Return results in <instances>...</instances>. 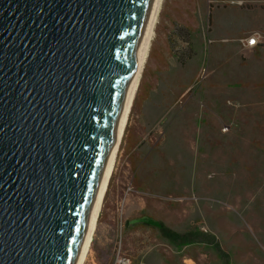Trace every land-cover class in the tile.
I'll return each instance as SVG.
<instances>
[{
	"label": "water",
	"instance_id": "1",
	"mask_svg": "<svg viewBox=\"0 0 264 264\" xmlns=\"http://www.w3.org/2000/svg\"><path fill=\"white\" fill-rule=\"evenodd\" d=\"M154 0H0V264H78Z\"/></svg>",
	"mask_w": 264,
	"mask_h": 264
},
{
	"label": "rangeland",
	"instance_id": "2",
	"mask_svg": "<svg viewBox=\"0 0 264 264\" xmlns=\"http://www.w3.org/2000/svg\"><path fill=\"white\" fill-rule=\"evenodd\" d=\"M194 1L161 0L115 168L83 264L114 262L115 210L127 186L137 192L128 196L122 216V253L131 258V264H264V98L250 103L240 97L245 90L237 89V83L223 84L222 75L242 76L244 69L214 59L219 47L244 49L237 43L239 38H233L250 18L246 10H264V0L210 2L213 19L222 8L233 16L227 19V40H213L210 22L201 12L199 30L190 44L199 57L188 58L190 52H185L190 45L181 40L175 41L170 55L169 20L177 9L192 8ZM173 31L179 34L182 29ZM253 32L260 33L250 31L244 36ZM159 70L164 72L158 75ZM200 74L203 78L198 82ZM184 88L192 94L178 102L176 96H164ZM216 88L228 92L232 120L225 125L210 119L211 106L220 99L211 93L210 89ZM185 105L199 108L198 116L208 119L206 125L205 121L171 124L170 118ZM136 167L142 189L134 183ZM158 224L178 236L197 229L211 236L224 255L201 242L173 245L159 233Z\"/></svg>",
	"mask_w": 264,
	"mask_h": 264
},
{
	"label": "crops",
	"instance_id": "3",
	"mask_svg": "<svg viewBox=\"0 0 264 264\" xmlns=\"http://www.w3.org/2000/svg\"><path fill=\"white\" fill-rule=\"evenodd\" d=\"M223 2L225 0H195L194 5L192 8L186 9H177L174 14L170 18V32H168V49L167 52L172 55L174 53L175 41L181 40L184 41L186 46L190 45L193 39V36L196 35L198 32L199 25L201 23L200 14L203 12L207 19V23L210 22L211 31H209L210 35H214V39L216 41L222 42L227 40L226 38V29H227V19L233 16L225 11V8L219 10V13L215 15L216 19L210 17V13L213 11V7H209L210 2ZM263 1V0H261ZM246 16H249V20L245 22L244 27L242 28L241 32L236 34L233 38H241L246 33H250V31H260L262 35V40L254 47V48H247V49H240L238 51L225 49L219 47L215 51V62L218 61V64H223L224 66L229 65L230 63L234 64V66L238 65L241 66L242 69V76H236L233 74L230 77V74L222 75L224 78L225 85L229 84L228 82L233 81V84L237 83V89L245 90V92H240V97H246L248 102H255L254 99H257L259 102L264 98V10L259 9H248L246 10ZM172 25V26H171ZM173 28H180L182 29V33H177L173 31ZM183 31H185L183 33ZM219 33V35L217 34ZM218 35V36H216ZM246 36V35H245ZM204 44V40L201 41ZM171 45V47H170ZM192 45L188 48V58L191 57H199L198 54L194 55V51L191 50ZM160 68V67H159ZM163 70H159L157 73L162 74ZM166 73V72H165ZM229 86V85H228ZM225 88H229V87ZM221 90V88L210 89L211 93H214L216 97L220 99L219 104L216 103L215 106H211L212 117L210 118L212 121L224 122L225 125L228 121L232 120L231 115V108L228 107L229 99L227 98L228 94L227 90ZM163 92H161L162 94ZM167 93L164 96L166 97H173L176 96V102H178L181 98L188 96L189 92L186 88L182 89V92L178 94ZM192 94V92H190ZM189 94V95H190ZM234 96H237L234 94ZM232 98V97H230ZM191 101L196 102L193 98H189ZM189 99L186 100L189 101ZM175 101V100H174ZM173 101V102H174ZM180 108V107H179ZM217 109V110H215ZM179 111L170 118V123H176V126L179 124H184L188 122L194 123H207L208 119L206 117L202 118L198 113H200L199 108L195 105L190 106H183L182 108L178 109ZM167 118V115L163 116L161 120ZM206 125V124H205ZM264 132V129L261 130ZM225 133V132H223ZM146 158V157H145ZM144 158V159H145ZM134 183L137 188L142 189L139 182V174L137 173V167L134 169Z\"/></svg>",
	"mask_w": 264,
	"mask_h": 264
},
{
	"label": "bare ground",
	"instance_id": "4",
	"mask_svg": "<svg viewBox=\"0 0 264 264\" xmlns=\"http://www.w3.org/2000/svg\"><path fill=\"white\" fill-rule=\"evenodd\" d=\"M160 5H161V0H154L151 13L149 16L148 24L146 27L145 35L142 41L139 57L136 63L135 71L130 81V90L127 94L126 105L123 110V117H122L121 122L118 125V131L115 137V146H114L113 154L107 166V172H106L104 184L98 191V200L93 206V209H94L93 219L90 224L89 231L87 232L84 238L78 264H83L89 255V251H90L92 240H93V235L96 230V224L98 221L99 211L102 205V200H103L104 195L107 192L109 180L115 168V161L117 159V153L119 151L120 141H121V138L124 132V128L127 125L129 113H130L131 107L134 102V97H135L136 90L139 84V78H140V74L142 71V67L145 62V59H146V56L149 50V46L151 44V40L154 34V28H155L156 19H157L159 10H160Z\"/></svg>",
	"mask_w": 264,
	"mask_h": 264
},
{
	"label": "built area",
	"instance_id": "5",
	"mask_svg": "<svg viewBox=\"0 0 264 264\" xmlns=\"http://www.w3.org/2000/svg\"><path fill=\"white\" fill-rule=\"evenodd\" d=\"M262 40V35L259 32H253L247 36L241 37L237 40V43L240 47L254 48L260 41ZM203 78V75H199L196 81L199 82ZM199 79V80H198ZM137 192L134 190L132 186H127L123 196L120 207L115 210V220L114 224L116 227L115 230V250L116 257L112 264H131L132 260L130 257L123 255L122 253V240L125 237V222L122 219L123 216V205L127 200L128 196L132 194H136Z\"/></svg>",
	"mask_w": 264,
	"mask_h": 264
},
{
	"label": "trees",
	"instance_id": "6",
	"mask_svg": "<svg viewBox=\"0 0 264 264\" xmlns=\"http://www.w3.org/2000/svg\"><path fill=\"white\" fill-rule=\"evenodd\" d=\"M185 31H183L184 33ZM182 33V32H180ZM188 53V52H185ZM187 56V55H186ZM159 73V72H158ZM157 73V74H158ZM159 75V74H158ZM109 185V184H108ZM157 230L159 231V233L163 236H166L168 238V240L176 246H180V245H192V244H196V243H204L206 245L212 246L217 254L219 256L224 255L218 248L216 242L214 241V239L211 236H208L207 234H204L203 232L199 231V230H194L192 232H187L185 235L183 236H178L172 232H169L168 230H166L161 224H158ZM227 262V261H224Z\"/></svg>",
	"mask_w": 264,
	"mask_h": 264
}]
</instances>
